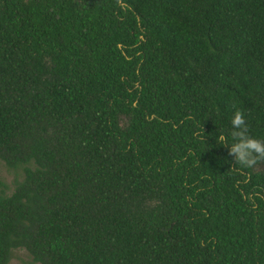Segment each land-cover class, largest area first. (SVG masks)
I'll return each mask as SVG.
<instances>
[{
	"label": "trees",
	"instance_id": "1",
	"mask_svg": "<svg viewBox=\"0 0 264 264\" xmlns=\"http://www.w3.org/2000/svg\"><path fill=\"white\" fill-rule=\"evenodd\" d=\"M237 110L264 141V0H0V264H264Z\"/></svg>",
	"mask_w": 264,
	"mask_h": 264
},
{
	"label": "clouds",
	"instance_id": "2",
	"mask_svg": "<svg viewBox=\"0 0 264 264\" xmlns=\"http://www.w3.org/2000/svg\"><path fill=\"white\" fill-rule=\"evenodd\" d=\"M230 122L233 129L230 135L234 142L229 145L228 137L221 133L217 137V143L228 146L229 155L234 157L236 165L242 168H253L259 162H264V141L248 134L244 113L235 111Z\"/></svg>",
	"mask_w": 264,
	"mask_h": 264
},
{
	"label": "rangeland",
	"instance_id": "3",
	"mask_svg": "<svg viewBox=\"0 0 264 264\" xmlns=\"http://www.w3.org/2000/svg\"><path fill=\"white\" fill-rule=\"evenodd\" d=\"M257 168L264 170V162H260L256 165ZM15 170L9 167H6L0 160V180L7 185V190L12 185L13 176ZM29 259V256L25 250L21 247H15L11 249L10 255L8 258V264H22Z\"/></svg>",
	"mask_w": 264,
	"mask_h": 264
}]
</instances>
